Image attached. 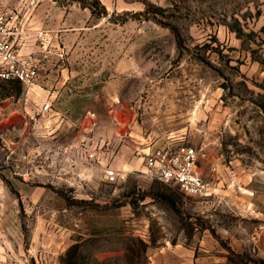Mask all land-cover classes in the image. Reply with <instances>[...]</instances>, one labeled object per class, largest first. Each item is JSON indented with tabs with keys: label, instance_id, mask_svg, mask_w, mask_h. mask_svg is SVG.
<instances>
[{
	"label": "rangeland",
	"instance_id": "374dc122",
	"mask_svg": "<svg viewBox=\"0 0 264 264\" xmlns=\"http://www.w3.org/2000/svg\"><path fill=\"white\" fill-rule=\"evenodd\" d=\"M44 3L52 41L14 44L35 77L0 81V264H150L206 209L146 172L161 146L139 151L140 136L226 109L224 138L236 150L246 134L264 169V0ZM125 144L144 155L129 171Z\"/></svg>",
	"mask_w": 264,
	"mask_h": 264
},
{
	"label": "crops",
	"instance_id": "0c3cea01",
	"mask_svg": "<svg viewBox=\"0 0 264 264\" xmlns=\"http://www.w3.org/2000/svg\"><path fill=\"white\" fill-rule=\"evenodd\" d=\"M44 1L0 0V11L13 14V23L22 26L21 33L14 36L15 43L33 45L41 38L52 41V9ZM40 29L46 30L43 37L38 35ZM216 110L204 115L198 111L171 139L165 134L154 144H147L144 136L138 139V150L144 152L171 141L194 145L200 151V170L210 183L209 192L198 195L206 210L197 217L191 215L188 229H181L176 239L153 249L150 264H254V252L264 261V208L260 207L262 200L254 199L255 191L264 186V169L254 168V146L246 134L238 138L241 147L232 149L233 142L224 138L231 128V113ZM128 147L125 144L120 149L128 156L122 163L127 171L144 161L139 151L132 158ZM254 219L258 222L255 227Z\"/></svg>",
	"mask_w": 264,
	"mask_h": 264
},
{
	"label": "built area",
	"instance_id": "2783aa9c",
	"mask_svg": "<svg viewBox=\"0 0 264 264\" xmlns=\"http://www.w3.org/2000/svg\"><path fill=\"white\" fill-rule=\"evenodd\" d=\"M13 19V14L8 16L6 11H0V81L16 78L31 83L36 71L24 62L14 47V36L21 33L22 26L14 24ZM50 106L51 103L46 102L42 110L51 109ZM199 155L200 151L194 145L171 141L146 154V172L163 181L176 182L188 193L207 194L210 183L200 170ZM116 173L115 169H108L111 179Z\"/></svg>",
	"mask_w": 264,
	"mask_h": 264
},
{
	"label": "trees",
	"instance_id": "16d2710c",
	"mask_svg": "<svg viewBox=\"0 0 264 264\" xmlns=\"http://www.w3.org/2000/svg\"><path fill=\"white\" fill-rule=\"evenodd\" d=\"M7 80H10V79H7Z\"/></svg>",
	"mask_w": 264,
	"mask_h": 264
}]
</instances>
